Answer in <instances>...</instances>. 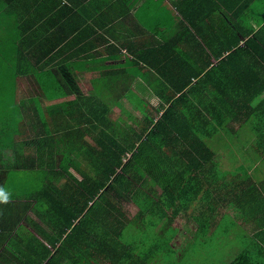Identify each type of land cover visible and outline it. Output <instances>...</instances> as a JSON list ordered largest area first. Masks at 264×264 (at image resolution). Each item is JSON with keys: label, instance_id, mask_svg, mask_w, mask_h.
I'll list each match as a JSON object with an SVG mask.
<instances>
[{"label": "crops", "instance_id": "1", "mask_svg": "<svg viewBox=\"0 0 264 264\" xmlns=\"http://www.w3.org/2000/svg\"><path fill=\"white\" fill-rule=\"evenodd\" d=\"M257 15L255 0H0V112L4 88L11 100V121L0 116V187L9 196L0 203V264H109L84 245V236L99 239L90 226L66 225L54 202L35 206V171L46 167L39 157L54 160L55 170L85 166L88 152L97 153L92 122L107 129L99 124L115 109L130 117L128 105L140 114L149 111L143 104H161V67L200 73L215 64L222 72V58L236 48L242 66L226 68L257 71L260 54L247 43L264 36ZM108 88L110 108L99 120L101 89ZM213 146L216 157L204 166L238 170L240 190L230 198L221 178L204 174L199 192L187 193L195 198L183 209L185 220H174L183 210L175 217L167 211L180 237L177 259L264 264V161H233L230 149ZM62 175L59 184L67 182ZM148 213L140 212L135 228H149ZM105 230L110 226L96 228Z\"/></svg>", "mask_w": 264, "mask_h": 264}, {"label": "trees", "instance_id": "2", "mask_svg": "<svg viewBox=\"0 0 264 264\" xmlns=\"http://www.w3.org/2000/svg\"><path fill=\"white\" fill-rule=\"evenodd\" d=\"M255 1L260 25L264 19V0ZM247 43L260 54L261 63L257 71H249L252 70L249 67H241V71L226 68L242 66L236 48H231L229 54L222 58L220 64L225 66L222 72L215 69V64L210 71L200 73H185L183 68L176 66L163 72L164 67H161L162 88L156 90V94L161 96V104L156 108L159 117L156 119L145 111L146 125L136 134L128 128L117 134L114 129L116 124L111 120L110 130L101 127L93 130V134L97 135L93 143L97 153L88 152L91 160L84 167L79 168L74 164L75 169L82 173L80 177H87L83 181L71 175L67 168L55 170L57 164L49 157H39L46 167L40 170L41 173L35 171V206L47 208L54 202L58 208H62L60 214L66 225L77 223L84 230L85 226H90L99 239L96 241L84 236L83 243L91 250L100 251L109 264H187L185 257L177 259L180 237L169 225L171 216L168 218L167 211L173 209L175 217L186 207L188 200L192 202L195 195L188 199L187 193L199 192V182L204 174L216 178V181L221 178L230 198L240 190L241 182H234L240 178L238 170H220L208 165L207 169L204 166V163H210L216 157L213 145L220 144V148L230 149L233 161L237 157L264 161V36H257L256 40L248 39ZM192 78H196L197 82L190 86ZM6 92L4 89L1 92L2 99ZM97 111L95 118L99 117L100 120L108 112L106 104L101 102ZM101 121L106 124V121ZM86 142L89 144V138ZM127 154V163H138L146 172L155 170L159 179L166 182L163 187V208H159L158 212L154 199L144 192H136V189L132 202L136 208L128 206L129 203L123 200L117 202L127 206L132 213L136 211L135 219L124 220V214L119 209L120 214L110 212L111 218L108 220L109 210L106 206L111 208L112 205L106 204L103 194L111 192L123 195L126 184L127 191H133V183L141 180L133 172L130 182L120 177H114L110 182L119 168L122 173L132 172V167L126 166L123 159ZM61 170L66 173L68 182L55 187L53 181L56 176L62 175ZM231 178L234 179L230 181ZM116 184L120 190H117ZM58 197H61L60 201ZM90 202L92 205L87 209ZM229 203L230 199L226 204ZM144 211L149 212L151 220L146 223L149 228L140 231L134 225L138 224V219L142 218L140 212ZM98 226L103 229L110 226V231L98 232ZM235 259L230 264H236L238 261ZM190 260L195 261L193 257Z\"/></svg>", "mask_w": 264, "mask_h": 264}, {"label": "rangeland", "instance_id": "3", "mask_svg": "<svg viewBox=\"0 0 264 264\" xmlns=\"http://www.w3.org/2000/svg\"><path fill=\"white\" fill-rule=\"evenodd\" d=\"M4 90L8 91V89H5V88H4ZM101 90L103 91L104 96L106 97V99H104V97H103L102 102L103 101L106 102L107 105H108L107 107L110 108V88L101 89ZM126 99L129 100L127 97H126ZM9 102H10V95H9L8 92H6L4 94L3 99H2V105H1L2 111L0 112V116L2 115V119L6 117L7 122L11 121V119L9 120V116H8V108L10 107L9 106ZM143 105L146 106V104H143ZM125 106H127V105H125ZM147 106L149 107L148 113L152 117L157 119L159 117V113H158L156 107H158L159 105L155 106V105L147 104ZM127 108H128L127 111L130 114V117L127 116L128 114H124L123 113L124 114L123 115V114H121L120 111L115 109L114 112L112 111L113 115L110 114V112H109L110 115H108L107 118H109L112 121L111 123L116 124V127L114 129L116 130V132L118 134L121 133L122 129H125V128L126 129L128 128V129H131V130L135 131L134 132L135 134L136 133H140L141 132V128H143L146 125V120L144 118L143 113L142 112H140V114L139 113H134V110L132 109V107H129V105H128ZM146 109H147V107H146ZM110 120H109V122H106V124L105 123H102L101 125L99 124V126H107L108 127L107 129L110 130ZM97 125H98V122H92L90 127H91L92 130H95ZM91 138H92V142L95 143V138L96 137L93 134V132H92ZM128 158H129V154H127L126 157L123 158L125 164L127 163V159ZM85 161H86V159L81 157V162H79V163L85 164ZM126 166H131L132 167L131 168L132 172H130L129 174L122 173L121 168H119L118 170H116V174L113 177H111L110 182L112 181V179L114 177H116V178L120 177L122 180H124V181L129 180V182H130V179H131V176H132L131 174H134L133 172L138 174L140 176L141 180L133 183V186H131L133 191H127V187H126L127 184H126L124 186L126 191H123V195H119V194H116V193L113 194L111 192L110 193L105 192L103 194V199L106 198L105 200H107L106 204L109 203V204L112 205L111 208H110V212H112L114 214H120V212H119V209H120L121 213L123 212V214H124V220L127 221L129 219H135L134 217H132V215H131L132 212L127 208V206L126 207L122 206L120 204H117V202L118 201L121 202L123 200V202H125L126 204L129 203V204H127L128 206L134 207V205H132V202L134 200L133 192H135L136 189H137L136 192H139V193L144 192V193L150 195L154 199V201L156 203L155 207L157 209L163 208L162 202L165 199V195H164L165 193L163 191V187L166 184V182L159 179V174L155 170L151 171V172H146L140 165H138V163L137 164H135V163L131 164V161L128 162L126 164ZM241 167H244V165H241ZM244 170H245V168H243V171ZM75 171L76 170L74 168H70L69 169V172H71L73 174L75 173ZM79 173L82 175L81 172H79ZM76 176L79 177L78 180H80V181H83L84 179L87 178V177H80V175H77V174H76ZM202 179H203V177H201V183L199 182V184H200L199 185V189L204 184V181ZM65 180H66L65 177L62 175V181H65ZM54 185H55V187H60L61 186V185H59V180L58 179L55 180ZM56 185H58V186H56ZM250 185H253V183L251 182ZM172 187H173V185L171 184L170 190H172ZM116 188H117V190H120L118 184H116ZM107 189H108V185L105 186V190H107ZM99 194H101V191L99 192ZM124 199H125V201H124ZM91 203L92 202L89 203V206H88L87 209H90ZM103 206H104V204H103ZM134 208H136V207H134ZM186 216H187V213L184 212V210H183L182 213L179 214L174 220L184 221ZM110 218H111V215H110ZM138 222H139V219H138Z\"/></svg>", "mask_w": 264, "mask_h": 264}, {"label": "clouds", "instance_id": "4", "mask_svg": "<svg viewBox=\"0 0 264 264\" xmlns=\"http://www.w3.org/2000/svg\"><path fill=\"white\" fill-rule=\"evenodd\" d=\"M9 202V196L8 194L5 192V190L0 187V203H8Z\"/></svg>", "mask_w": 264, "mask_h": 264}]
</instances>
